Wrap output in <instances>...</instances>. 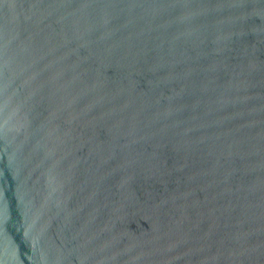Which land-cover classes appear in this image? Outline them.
<instances>
[{"label": "water", "instance_id": "1", "mask_svg": "<svg viewBox=\"0 0 264 264\" xmlns=\"http://www.w3.org/2000/svg\"><path fill=\"white\" fill-rule=\"evenodd\" d=\"M0 264H264V0H0Z\"/></svg>", "mask_w": 264, "mask_h": 264}]
</instances>
